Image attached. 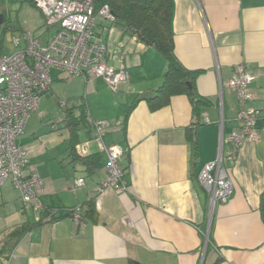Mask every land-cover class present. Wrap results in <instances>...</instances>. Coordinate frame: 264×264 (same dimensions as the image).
I'll return each mask as SVG.
<instances>
[{"label": "crops", "instance_id": "obj_1", "mask_svg": "<svg viewBox=\"0 0 264 264\" xmlns=\"http://www.w3.org/2000/svg\"><path fill=\"white\" fill-rule=\"evenodd\" d=\"M173 2L176 56L186 68L202 71L196 88L209 103L195 112L187 94L158 109V95L140 100L162 86L168 61L120 23L98 16L96 33L109 51L105 61L124 67L129 83L118 96L102 77L75 78L82 99L66 105L76 118L85 110L77 145H87L91 166L72 155L67 118L54 123L39 110L32 114L18 143L31 150L43 179L40 204L55 208L58 219L38 224L41 212L24 204L7 181L0 196V264H264V0ZM240 63L254 77L248 105L259 110L261 137L246 140L236 158L226 160L234 191L211 208L198 175L240 127L237 94L229 86ZM52 72V81L63 80L62 72ZM100 119L116 124L105 142L125 149L126 191H98L107 178V155L91 121ZM231 150L225 143L224 152ZM78 178L84 186H77ZM25 224L29 231L8 242Z\"/></svg>", "mask_w": 264, "mask_h": 264}, {"label": "built area", "instance_id": "obj_2", "mask_svg": "<svg viewBox=\"0 0 264 264\" xmlns=\"http://www.w3.org/2000/svg\"><path fill=\"white\" fill-rule=\"evenodd\" d=\"M33 2L42 11L47 27L55 29V33L42 43L31 32H25L23 38H13L14 51L0 54V196L3 185L11 181L19 190L24 204L41 212L44 206L40 204L39 194L43 179L31 160V150L19 144L18 140L32 114L38 111L43 93L51 89L52 71L65 72L71 77L84 76L88 81L102 77L113 92L129 83V73L124 67L116 69L105 61L108 47L96 33L98 16L116 22L109 4L97 8L95 0ZM253 79L247 63L235 66L229 86L237 94L240 127L223 139L218 155L206 162L198 175L209 195L211 208L217 203L227 202L234 191L226 160L233 161L246 140L257 141L261 137L256 125L259 110L248 105L254 98L250 90ZM66 104V100L58 101L63 108ZM91 123L95 139L107 155V178L101 181L98 191L103 193L109 188L126 191L125 149L105 142L116 124L109 119ZM225 143L232 146L228 154L224 152ZM76 151L81 157L88 155L87 145H77ZM84 185L85 179L78 178L77 186ZM75 219L79 220V216L75 215Z\"/></svg>", "mask_w": 264, "mask_h": 264}, {"label": "trees", "instance_id": "obj_3", "mask_svg": "<svg viewBox=\"0 0 264 264\" xmlns=\"http://www.w3.org/2000/svg\"><path fill=\"white\" fill-rule=\"evenodd\" d=\"M28 1L34 3L33 0ZM95 2L97 8L105 3L109 4L116 16V22L123 26L125 33L135 35L147 45L157 48L167 59L168 71L164 83L157 90L158 96L153 100L154 109L167 105L171 97L177 94H187L192 100L195 112L199 107L209 103V100L201 96L196 88L197 77L202 71L186 68L176 56L173 0H95ZM7 29L8 26H6ZM0 49H2L1 41ZM188 82H190L191 87ZM63 117L68 119L71 128L70 147L72 155L76 160L91 166L92 158L90 156L81 157L76 151L79 124L87 117L85 110H82L81 115L76 118L72 110L67 109L66 105L63 109ZM261 212L264 217V201L261 205ZM74 213L75 209L71 208L69 214L74 215ZM55 214V208H43L38 224L58 219ZM27 231H29V226L27 224L22 225L8 235L7 241L18 242ZM132 264L140 263L133 261Z\"/></svg>", "mask_w": 264, "mask_h": 264}, {"label": "rangeland", "instance_id": "obj_4", "mask_svg": "<svg viewBox=\"0 0 264 264\" xmlns=\"http://www.w3.org/2000/svg\"><path fill=\"white\" fill-rule=\"evenodd\" d=\"M0 2L6 3L9 20L8 29L0 36L2 48L0 54L14 51L13 38H23L25 32H31L34 37L40 38L42 43H45L55 33V29L51 30L47 27L42 11L34 3L28 0H0ZM62 74L63 80L57 83L53 81L55 85H52L48 92L43 93L41 98L38 110L48 122L57 123L63 119L64 108L58 105V101L67 100L68 106L72 107L74 101L82 99L80 84H76V77H71L65 72ZM51 75L54 78L56 73L52 72ZM0 215H4L2 208H0Z\"/></svg>", "mask_w": 264, "mask_h": 264}, {"label": "water", "instance_id": "obj_5", "mask_svg": "<svg viewBox=\"0 0 264 264\" xmlns=\"http://www.w3.org/2000/svg\"><path fill=\"white\" fill-rule=\"evenodd\" d=\"M5 21V16L4 14L0 13V36H1V32H2V25L4 24ZM189 86L191 87L190 82H188ZM121 92H118V96H121ZM158 95V93L155 90H149L146 92H143L142 94H140L139 99L140 100H150L155 98ZM203 264V263H201Z\"/></svg>", "mask_w": 264, "mask_h": 264}, {"label": "flooded vegetation", "instance_id": "obj_6", "mask_svg": "<svg viewBox=\"0 0 264 264\" xmlns=\"http://www.w3.org/2000/svg\"><path fill=\"white\" fill-rule=\"evenodd\" d=\"M12 1V0H10ZM0 13L4 14L5 16V21L4 24L2 25V32L1 34H3V32L6 31V26L9 25V20H8V14H7V8H6V3L5 2H0Z\"/></svg>", "mask_w": 264, "mask_h": 264}]
</instances>
